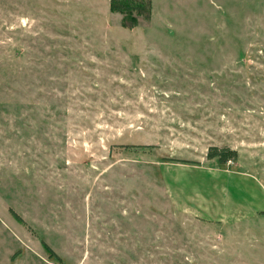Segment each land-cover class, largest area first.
Here are the masks:
<instances>
[{
	"label": "rangeland",
	"instance_id": "rangeland-1",
	"mask_svg": "<svg viewBox=\"0 0 264 264\" xmlns=\"http://www.w3.org/2000/svg\"><path fill=\"white\" fill-rule=\"evenodd\" d=\"M149 1L0 0V264H264V0Z\"/></svg>",
	"mask_w": 264,
	"mask_h": 264
},
{
	"label": "trees",
	"instance_id": "trees-1",
	"mask_svg": "<svg viewBox=\"0 0 264 264\" xmlns=\"http://www.w3.org/2000/svg\"><path fill=\"white\" fill-rule=\"evenodd\" d=\"M109 8L112 11H119L122 13V23L128 26L137 24L139 15L144 17L149 16L150 1L149 0H109ZM207 158L216 157L219 162H226L229 159L237 157L235 148L228 145L211 144L206 151ZM13 214L20 218L19 215L13 211Z\"/></svg>",
	"mask_w": 264,
	"mask_h": 264
}]
</instances>
